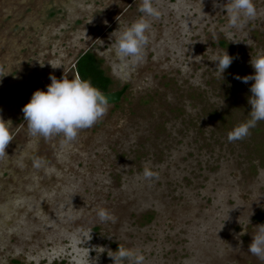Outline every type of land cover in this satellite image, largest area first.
I'll use <instances>...</instances> for the list:
<instances>
[{"label": "rangeland", "instance_id": "rangeland-1", "mask_svg": "<svg viewBox=\"0 0 264 264\" xmlns=\"http://www.w3.org/2000/svg\"><path fill=\"white\" fill-rule=\"evenodd\" d=\"M140 2L0 0V119L13 137L0 158L7 264H112L118 246L143 264H264L247 252L264 213V124L227 140L249 119L252 81L233 77L264 54V0L232 37L212 0H152L160 16L148 18L143 60L125 67L113 46L143 15ZM88 50L123 97L72 143L29 136L22 106L49 76L76 78ZM224 50L234 59L220 78L212 60ZM36 157L46 165L34 168ZM97 208L114 221L100 222Z\"/></svg>", "mask_w": 264, "mask_h": 264}, {"label": "clouds", "instance_id": "clouds-1", "mask_svg": "<svg viewBox=\"0 0 264 264\" xmlns=\"http://www.w3.org/2000/svg\"><path fill=\"white\" fill-rule=\"evenodd\" d=\"M212 6L219 9L217 13L226 15L227 24L223 31L228 37H232L235 32L246 35L245 28L258 15L254 0H222V2L212 0ZM137 11L143 15L119 33L113 46L115 60L123 63L125 67L143 60V49L148 44V33L151 30L148 18L155 20L160 16L158 9L153 7L152 0H141ZM229 41L240 42L233 39ZM233 59L234 57L229 56L225 50L223 55L213 58L214 70L220 78ZM249 64L253 69L251 75L233 77L245 84L252 81L247 100L250 105L249 119L228 132L229 142L244 139L257 122L264 121V54L250 57ZM56 67L60 66L53 68ZM49 79L50 83L45 86V90L33 91L28 102L22 106L23 120L29 136L45 140L60 136L63 143L69 144L76 140L79 131L91 128L106 114L109 101L89 81L79 78L68 79L64 76L59 80L53 76H49ZM10 128V121L0 119V158L6 156L5 148L13 140ZM45 165L46 161L43 158L36 157L32 160V166L36 169ZM153 177L154 173L146 168L143 178L148 180ZM95 211L100 222L114 221V217L106 209L97 208ZM256 229L247 246V252L264 261V224L257 225ZM100 249L101 252L104 251L103 248ZM109 252L113 253L108 255L112 264H125L126 261L128 264H143L144 261V256L138 250L123 246H118L115 251ZM0 264H7V259L0 258Z\"/></svg>", "mask_w": 264, "mask_h": 264}, {"label": "trees", "instance_id": "trees-1", "mask_svg": "<svg viewBox=\"0 0 264 264\" xmlns=\"http://www.w3.org/2000/svg\"><path fill=\"white\" fill-rule=\"evenodd\" d=\"M74 70L79 79L89 81L99 92H109L111 80L100 68L99 60L90 51H86L77 57L74 64ZM214 114L218 115L219 118L222 117L219 113ZM263 124L264 121L257 122L256 126L252 128V130H260ZM253 219L260 225L264 224V213H257Z\"/></svg>", "mask_w": 264, "mask_h": 264}, {"label": "water", "instance_id": "water-1", "mask_svg": "<svg viewBox=\"0 0 264 264\" xmlns=\"http://www.w3.org/2000/svg\"><path fill=\"white\" fill-rule=\"evenodd\" d=\"M86 52V51H85ZM78 78V77H76ZM125 92V88H122L119 91L116 92H107V93H102V95L106 96L107 100L109 101V104H116L120 101V99L123 97V94Z\"/></svg>", "mask_w": 264, "mask_h": 264}, {"label": "flooded vegetation", "instance_id": "flooded-vegetation-1", "mask_svg": "<svg viewBox=\"0 0 264 264\" xmlns=\"http://www.w3.org/2000/svg\"><path fill=\"white\" fill-rule=\"evenodd\" d=\"M94 48V47H93ZM93 48H92V50H93ZM89 51V50H88ZM91 52V51H90ZM77 59V58H76ZM75 62H76V60H75ZM75 62H73L74 64H75ZM73 67H74V65H73ZM67 72H69V70H67ZM74 73H75V70H74ZM75 75H76V73H75ZM57 76V75H56ZM58 78H59V76H57ZM61 77V76H60ZM76 77H77V75H76Z\"/></svg>", "mask_w": 264, "mask_h": 264}]
</instances>
